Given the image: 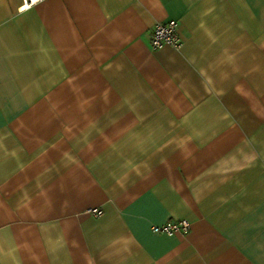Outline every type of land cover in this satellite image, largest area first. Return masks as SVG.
<instances>
[{"label":"crops","instance_id":"0c3cea01","mask_svg":"<svg viewBox=\"0 0 264 264\" xmlns=\"http://www.w3.org/2000/svg\"><path fill=\"white\" fill-rule=\"evenodd\" d=\"M21 6L0 0V264H264V0ZM171 21L182 46L152 50Z\"/></svg>","mask_w":264,"mask_h":264},{"label":"built area","instance_id":"2783aa9c","mask_svg":"<svg viewBox=\"0 0 264 264\" xmlns=\"http://www.w3.org/2000/svg\"><path fill=\"white\" fill-rule=\"evenodd\" d=\"M46 1L36 0L35 3L32 0H22V6L20 10H28L33 6ZM164 46H169L174 49H179L182 46L181 38L178 31V23L171 21L166 24H157L152 32L151 48L157 51ZM90 213L95 217L102 216V211L98 209L90 210ZM191 228V224L187 221L167 223L163 226H153L152 231L156 234H166L172 236L178 232L188 233Z\"/></svg>","mask_w":264,"mask_h":264},{"label":"snow or ice","instance_id":"6c2138e0","mask_svg":"<svg viewBox=\"0 0 264 264\" xmlns=\"http://www.w3.org/2000/svg\"><path fill=\"white\" fill-rule=\"evenodd\" d=\"M32 2H33V3H35V2H36V0H32Z\"/></svg>","mask_w":264,"mask_h":264}]
</instances>
